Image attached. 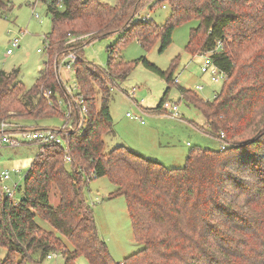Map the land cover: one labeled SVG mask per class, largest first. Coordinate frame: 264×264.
<instances>
[{"label": "trees", "instance_id": "16d2710c", "mask_svg": "<svg viewBox=\"0 0 264 264\" xmlns=\"http://www.w3.org/2000/svg\"><path fill=\"white\" fill-rule=\"evenodd\" d=\"M61 1L63 8L48 4V52L76 51V79L88 116L81 130L65 137V147L52 143L37 153L18 189L20 199L0 189V247L7 250L0 264H40L34 260L37 251L43 256L60 252L64 264H76L80 256L89 264H264V0H118L114 6L102 0ZM165 3L170 15L163 25L143 17ZM13 6L11 0H0V12ZM193 19L199 25L191 32L188 52L210 53L227 77L212 101L185 88L181 94L204 114L208 127L203 130L226 142V148L191 149L178 168L124 145L106 152L103 136L113 128L109 95L114 80H124L142 62L173 81L145 58L127 63L113 53L129 35L147 49L160 40L164 51L175 29ZM83 33L89 34L86 41L66 45ZM112 34L119 38L108 47L107 66L88 61L86 44ZM57 79L48 61L31 88L19 80V69L0 71V122L17 116L42 128L41 121L61 117L41 92L42 86L60 92ZM168 93L149 111L164 113ZM92 172V178L107 176L117 186L110 198L125 196L134 236L144 246L121 261L100 236L87 200L86 177ZM53 187L59 197L55 206L50 202ZM38 217L53 230L42 227Z\"/></svg>", "mask_w": 264, "mask_h": 264}, {"label": "rangeland", "instance_id": "374dc122", "mask_svg": "<svg viewBox=\"0 0 264 264\" xmlns=\"http://www.w3.org/2000/svg\"><path fill=\"white\" fill-rule=\"evenodd\" d=\"M102 1L112 6L118 3V0ZM149 1L153 3L151 2L152 0ZM13 2L14 6L11 10L0 12V71L9 72L13 69H19V80L27 88H31L48 61L56 72L57 77L59 76L63 81L64 86L73 89V95L81 93L75 69L67 71L64 68L59 70L58 67L57 71L56 61L60 54L45 52L44 37L52 29L51 16L46 7L47 3L43 0H13ZM165 4L167 5V3ZM163 5H157L155 9H150L146 12L150 13V19L157 25H163L170 15L169 7H164ZM147 8L146 6L141 12H145ZM33 12L39 14V18H36ZM198 25L199 20L193 19L178 26L173 33L172 43L164 51H161L160 40H156L147 49L136 36L129 35L122 44L123 46L118 47L116 52L113 53L116 59L127 63L145 58L163 71H166L167 74H170L173 81H168L165 77L158 75L142 62H138L131 74L124 80H114L115 83L110 85L113 90L110 89L109 95L113 128L103 136L106 152L123 144L122 139H126V137L130 139H135L136 137L148 139L149 137L141 132V128L147 125H153L159 129L161 140L166 143V148L168 149L162 151L164 156L161 154L153 155L154 157L145 156L152 157L151 159L156 161L161 160L167 167H183L191 149L202 147L218 150L220 148L222 139L203 130H207V125L202 111L183 99L181 94L180 87L195 92L203 100L212 101L221 92L225 84L226 77L214 82L209 73L202 72V65L210 62L205 58V55H202V53L193 55L187 50L191 32ZM78 36H81L86 41L89 34L83 33ZM14 37L20 38V47L16 48L12 55H8L9 41L10 38ZM118 38L119 34H112L103 39L87 43L83 50L85 58L105 68L111 55L108 47L113 45ZM72 44L74 43H66L67 46ZM175 79H178L179 82L175 83ZM199 85L203 86L202 90L197 89ZM64 86L63 89H65ZM133 88L135 89V97L138 103L134 102L125 93V90H133ZM41 89V92L45 89L49 90L43 86ZM168 89L169 93L165 99L176 102L179 105L180 116H173L165 112L153 113L149 111L159 105L160 100ZM96 90V105L99 108L102 103V93L98 87ZM44 97L48 98L51 105L53 104L52 106L59 110L61 117L51 119L50 124L48 120H43L40 125L61 126L69 110L65 93L60 89V92H56V94L52 92L50 97ZM37 100L38 98L35 97L34 101L36 102ZM128 112L134 115H142L146 122L143 124L140 120L127 116ZM11 114L14 113L11 112ZM85 116L87 117L88 114ZM4 120L13 124L16 129L25 123V127L33 124L22 121L17 116L3 119L2 121ZM38 152L39 146L35 144L19 147L0 146V175L5 170H19L17 173H12V179L6 182L5 185L13 186L18 181L19 184H22L31 162ZM88 183L85 189L87 200L93 206L99 234L106 241L113 258L116 261H121L141 250L144 246L134 236L125 196L109 197L117 189V186L107 176L92 178ZM1 184L0 178V189ZM20 197V193L17 192L15 199L18 200ZM58 201L57 190L53 187L50 192V202L55 206ZM37 222L42 227L53 230L48 221L38 217ZM6 255L7 250L0 247V260L5 258ZM51 255L52 257L49 258L48 255L43 256L41 251H37L34 253V260L39 261L40 264L65 263L64 256L60 252H52ZM76 264H89V262L86 257L80 256Z\"/></svg>", "mask_w": 264, "mask_h": 264}, {"label": "built area", "instance_id": "2783aa9c", "mask_svg": "<svg viewBox=\"0 0 264 264\" xmlns=\"http://www.w3.org/2000/svg\"><path fill=\"white\" fill-rule=\"evenodd\" d=\"M47 4H54L58 8H63V3L61 0H45ZM152 2H154L152 0ZM164 7L167 5L164 4ZM34 15L36 18H39V14L34 12ZM143 17L149 18L150 13H148L146 16L143 15ZM81 36H72L67 43H74L77 40H80ZM83 39V38H82ZM45 43V52L48 53V48L50 46V42L47 37L44 38ZM20 47V38L14 37L11 38L10 41V47L7 49V54L11 55L15 51L16 48ZM222 42L218 43L217 50L221 49ZM210 53H205L203 55L208 56ZM60 58V59H59ZM56 61V70H61V68H64L67 71H72L75 69V64L77 62V53L75 50L68 49L61 53ZM210 58V57H209ZM203 72H208L211 76V79L213 81H220L221 78L227 77V75L222 72L216 65L213 64V62L210 60V62H206L204 66L202 67ZM69 79V78H68ZM59 84L62 86L63 89V81L58 76ZM178 79H175V83H178ZM65 89H63V92L66 95V99L69 104V110L66 113V116L63 119V124L59 127L56 126H48V127H34V126H27L25 128L16 129L14 128L13 124H11L8 121H2L0 123V146L2 145H8L12 147H19L23 145L28 144H35L39 146V152H43L44 148L43 146L48 144H59L63 147L66 145L65 137L69 136L71 133L77 131V129L81 130L82 127L85 125L86 121V114L88 113L87 106L85 104L84 97L81 95V93H78L76 95H73V89L71 87L64 86ZM80 87V86H79ZM198 89L202 88V85L197 86ZM72 89V90H71ZM111 90H113V87H111ZM52 94L51 90H44L43 95L46 97H50ZM56 94V93H55ZM131 99L134 100L135 98V89L127 91L126 93ZM63 98V97H62ZM162 109L173 116H180L179 111V105L176 102H171L169 100H166L162 104ZM76 114V117H75ZM127 116L133 117L137 120H140L141 122H144L141 115H134L131 112L127 113ZM221 137H224V134H221ZM227 146L226 142H222L220 148L225 149ZM66 162H71L72 158L69 154L66 155L65 158ZM19 170L12 169L8 170L2 173V180L7 181L11 178L12 173H17ZM95 176V172H92L91 175H88L86 177L87 181L90 182L92 177ZM20 188L19 184H16L12 187L5 185L4 183L1 185V190L9 197H12L15 199L16 193L19 192L18 189ZM49 258L52 257L50 254L48 256ZM121 264H124L121 262Z\"/></svg>", "mask_w": 264, "mask_h": 264}, {"label": "crops", "instance_id": "0c3cea01", "mask_svg": "<svg viewBox=\"0 0 264 264\" xmlns=\"http://www.w3.org/2000/svg\"><path fill=\"white\" fill-rule=\"evenodd\" d=\"M12 2H13V0H11ZM13 4H14V2H13ZM33 4H35V3H33ZM46 7H47V10H48V4L46 5ZM33 14H34V12H33ZM48 33H46V35H47ZM46 35H45V37H46ZM44 37V38H45ZM10 41H11V38H10ZM10 41H9V44H10ZM14 53V52H13ZM12 55V54H11ZM203 55V54H202ZM206 56V55H205ZM210 57V54H208V56H206L205 58L206 59H208L209 61L211 60V58H209ZM212 61V60H211ZM204 65H202V67H203ZM1 71H5V70H1ZM43 70H41L40 71V73H39V75L41 74V72H42ZM8 72V71H7ZM10 72V71H9ZM202 72H203V70H202ZM204 73H208V72H204ZM211 77V76H210ZM37 78H38V76H37ZM37 78H36V80H37ZM36 80H35V83H36ZM213 81V80H212ZM59 82V81H58ZM214 82H218V81H214ZM180 88H182V87H180ZM134 89V88H133ZM198 89V88H197ZM203 89V86H202V88L200 89V90H202ZM127 91H130V90H125V93H127ZM134 102H137L138 103V100L136 99V97L134 98V100H133ZM142 116V115H141ZM142 118H143V120H144V117L142 116ZM52 120L50 119V120H48V123L50 124V122H51ZM141 122V121H140ZM146 121L144 120V122H141V123H145ZM26 124V123H25ZM115 125V124H114ZM206 125H207V127H208V122H207V120H206ZM31 126H34V125H31ZM48 126H50V125H47V124H44L42 127H48ZM35 127V126H34ZM141 132H142V134H144V135H147L149 138L148 139H141V138H138V137H136L135 139H130L129 137H126V139H122V143L123 144H120V145H124V146H126V147H128L129 149H132V150H134V151H136L137 153H140L141 155H148V156H152V157H154L153 155H156V154H161V155H163L164 156V152H162L164 149H168V148H166V143L164 142V141H162L161 140V137H160V134H161V132L159 131V129L158 128H156L155 126H153V125H147V126H143V128H141ZM124 141V142H123ZM119 146V145H118ZM165 154H166V152H165ZM148 156H146V157H148ZM152 157H148V158H152ZM158 161V160H157ZM160 162H163V161H161V160H159ZM164 164V163H163ZM166 165V164H165ZM167 166V165H166ZM169 167V166H168ZM5 171H8V170H5ZM5 171H3V172H5ZM2 172V173H3ZM2 173H1V177H2ZM0 177V178H1ZM12 179V177L9 179V180H7V181H3L2 180V178H1V183L3 184H6V182H8V181H10ZM1 184V185H2ZM16 184H19V181L18 182H16L14 185H16ZM13 185V186H14ZM20 186H22L23 185V183L22 184H19ZM10 187H12V186H10ZM20 193V195L22 196V194H21V192H19ZM21 198V197H20ZM19 198V199H20Z\"/></svg>", "mask_w": 264, "mask_h": 264}]
</instances>
